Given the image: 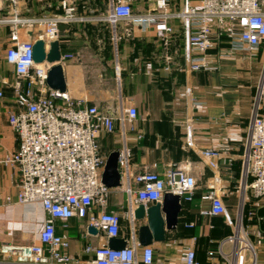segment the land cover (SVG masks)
Instances as JSON below:
<instances>
[{"label": "crops", "instance_id": "obj_1", "mask_svg": "<svg viewBox=\"0 0 264 264\" xmlns=\"http://www.w3.org/2000/svg\"><path fill=\"white\" fill-rule=\"evenodd\" d=\"M177 1L181 5L182 0ZM180 7L177 5L170 10ZM77 14L85 15L89 21L62 25L57 39L60 53L75 57L60 62L65 93L75 103L108 113L115 114L121 107H134L138 111V118L127 124L133 129H127L124 137L117 122L114 133H99L100 154L106 159L113 151L126 150L130 176L147 171L163 176L169 165L189 163L196 180L192 200L182 202L176 229L166 232L165 241L151 245L153 264H180L186 246L194 248L201 264H229L217 253L220 244L234 235L241 215L243 229L249 228L243 225L244 221L248 223L243 215L250 199L246 187L250 179L243 174V158L264 73V43L256 51L236 49L219 58L217 50H213L210 52L213 69L192 72L187 32L178 20L170 21L171 33L159 39L153 27L144 23L120 21L112 27L107 21L108 11L101 7L77 10ZM0 29L4 31V34L1 31L0 41L4 39L5 43H0V48H6L8 29ZM22 38H26L24 34ZM3 51L0 75L8 78L9 72L13 76L14 73L12 66L3 61ZM116 66L121 71L119 79L115 75ZM3 88L5 98L0 100V247L38 244L47 215L38 203L16 202L18 170L2 164L4 157L18 148L17 138L7 121V111L17 109L10 86ZM208 149L218 154L214 159L215 168L209 167L202 155ZM119 170L122 171L121 165ZM210 182L220 188L224 215H203L210 207L206 199ZM123 185L124 178L120 188L111 189L106 211H126L128 204ZM120 192L126 196L123 211L118 208ZM92 210L94 214L100 212L97 207ZM135 223L138 229L144 221ZM86 224L87 219L74 217L57 220L55 226L58 234L68 237L69 254L87 260L92 255H85L84 247L96 246L103 237L87 236ZM120 238L127 239V236L120 235ZM176 240L178 248L174 249ZM253 244L264 256V228L256 229ZM231 249L230 244L222 248L225 254ZM2 260L0 255V262Z\"/></svg>", "mask_w": 264, "mask_h": 264}, {"label": "built area", "instance_id": "obj_2", "mask_svg": "<svg viewBox=\"0 0 264 264\" xmlns=\"http://www.w3.org/2000/svg\"><path fill=\"white\" fill-rule=\"evenodd\" d=\"M140 1V0H137ZM107 21L112 27L120 21L146 24L153 27L156 37L164 39L172 29L170 21L178 20L185 27L186 46L190 54L189 70L210 71L214 61L210 52L217 50V57L229 55L236 49L256 51L264 43V0H182L175 11L173 0H156L155 8L135 14V0H107ZM19 0H0V27H7V46L2 59L12 66L14 82L8 83L0 75V100L5 98L4 88L10 86L17 110L7 111V121L18 141L17 150L6 155L2 164L18 170L16 202L38 203L47 215L39 233V243L29 245L4 244L0 264H153L154 250L138 243L133 209L142 204L146 208L162 201L164 193L180 197L181 203L190 202L196 189L190 164H171L163 176L143 172L130 176L127 151L120 152L127 209L124 213L106 211L111 189L101 183L105 158L100 154L99 133L115 132V122L124 137L127 129L138 118L134 107H121L113 113L92 106L75 103L64 92L51 91L46 85L50 64H35L32 56L34 39L41 36L48 44L60 36V27L89 21L77 14L75 0H62L60 12L34 17H23ZM31 32L33 37H28ZM26 38H22V35ZM75 58L61 54L60 62ZM121 71L116 66L119 79ZM207 164L215 168L217 152L204 150ZM243 174L250 181L246 186L250 199L244 211L247 221H253L258 210L264 212V73L254 102ZM206 199L209 210L203 215L215 217L225 214L220 188L215 182L207 184ZM93 207L99 208L98 214ZM87 219L88 227L97 230L103 241L96 246L86 245L85 255L90 259L72 257L66 235L56 232L57 220ZM129 221L127 245L121 250L108 247L110 238H120L121 221ZM242 219V215H241ZM241 219L239 223L241 224ZM264 225V214L260 217ZM235 229L234 235L220 244L219 254L229 264H257L253 246L245 236V229ZM230 244V253L222 250ZM212 257V253H209ZM180 264H201L195 250L186 246Z\"/></svg>", "mask_w": 264, "mask_h": 264}, {"label": "water", "instance_id": "obj_3", "mask_svg": "<svg viewBox=\"0 0 264 264\" xmlns=\"http://www.w3.org/2000/svg\"><path fill=\"white\" fill-rule=\"evenodd\" d=\"M32 38L31 32L27 33ZM60 49L57 40L48 44L45 51V41L39 36L34 39L32 56L35 64H42L44 61L51 66L47 73L46 85L51 91L65 92V80L63 68L60 64ZM120 152L113 151L105 159L101 175V183L108 189L120 188L122 186L121 172L119 170ZM182 209L180 197L171 193H164L162 201L150 207L140 204L133 209V219L136 222L144 221L136 232L138 243L141 247L151 246L153 243L163 242L166 232L176 229L179 214ZM87 233L96 235L98 232L88 227ZM108 247L121 250L127 245L125 238H110Z\"/></svg>", "mask_w": 264, "mask_h": 264}, {"label": "rangeland", "instance_id": "obj_4", "mask_svg": "<svg viewBox=\"0 0 264 264\" xmlns=\"http://www.w3.org/2000/svg\"><path fill=\"white\" fill-rule=\"evenodd\" d=\"M62 0H19V9L21 11V15L23 17H34V16H38V15H44L46 13H57L60 12V6L59 3ZM155 3L156 0H140L137 1L135 0V2L133 3V10L135 14H141V13H145L148 11H152L155 8ZM108 2L107 0H75V5L77 7L78 10L80 11H84L87 8L90 7H101L104 10H107V5ZM173 5L175 4L176 6L178 5L181 6L179 4V2L177 0H173ZM1 29H0V35H1ZM4 34V31H2ZM4 35H2L3 37ZM1 37V38H2ZM0 43H4V39L0 41ZM5 48V46H3L2 48H0V62H1V50L3 51ZM8 73V71H7ZM9 76L8 78L6 77V75H2L3 77H5L6 79H8L7 81L9 82V84L12 85V83L14 82V76L12 75L11 72H9ZM119 205L118 208L123 211L125 210L124 208L126 207V196L125 193H119ZM236 224V223H235ZM261 221L259 220V218H257V216L254 218V220L248 221L247 224H245V221L243 223V225H249V228H244L245 229V236L247 238V241H249L250 243L253 244V240L254 237L256 236V229L260 228ZM239 227H241L242 229V225L239 223ZM256 229H255V228ZM129 221L126 218H123L121 221V231H120V235H124V236H129ZM225 234H231V233H225ZM233 234V233H232ZM233 235H230L229 237H231ZM256 244V243H255ZM174 249L178 248V241L176 240L174 243ZM227 247V245L225 246V248ZM253 249L256 253V255L258 256V264H264V256H261L260 251H256V246L253 244ZM218 253V250H217Z\"/></svg>", "mask_w": 264, "mask_h": 264}, {"label": "trees", "instance_id": "obj_5", "mask_svg": "<svg viewBox=\"0 0 264 264\" xmlns=\"http://www.w3.org/2000/svg\"><path fill=\"white\" fill-rule=\"evenodd\" d=\"M263 214H264V212H263V210L261 209V210H258L256 216H257V218H259V220H260V217L263 216ZM260 225H261V226H260L261 228H264V225H263L262 222H261Z\"/></svg>", "mask_w": 264, "mask_h": 264}]
</instances>
